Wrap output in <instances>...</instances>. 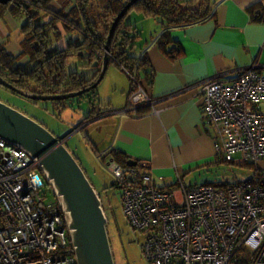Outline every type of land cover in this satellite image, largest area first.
I'll list each match as a JSON object with an SVG mask.
<instances>
[{"label": "built area", "instance_id": "built-area-1", "mask_svg": "<svg viewBox=\"0 0 264 264\" xmlns=\"http://www.w3.org/2000/svg\"><path fill=\"white\" fill-rule=\"evenodd\" d=\"M110 59L116 61L111 53ZM127 73L132 89L122 113L137 115L147 107L158 113V100ZM193 89L200 91L204 117L217 129V155L234 164L263 160L264 112L258 107L264 103V76L257 66L243 69L232 84L214 77ZM141 167L111 165L123 189V211L146 236L147 264H264L263 182L182 187L179 200L152 185ZM47 186L52 203L45 201ZM0 264H78L65 212L39 161L1 136Z\"/></svg>", "mask_w": 264, "mask_h": 264}, {"label": "crops", "instance_id": "crops-1", "mask_svg": "<svg viewBox=\"0 0 264 264\" xmlns=\"http://www.w3.org/2000/svg\"><path fill=\"white\" fill-rule=\"evenodd\" d=\"M69 1L74 4L76 0ZM210 1L214 3V17L212 15L202 23L169 29L171 41L166 48L174 52L172 57L160 49V38L166 30L160 18H156L162 24L157 37L148 41L146 47H135L132 52L139 59L148 58L150 67L147 69L153 73L152 83L141 70L138 73L134 69L133 76L148 95L158 100L155 105L158 113L152 107L141 109L137 115L122 113L129 103L132 81L129 71L110 63L107 72H111L113 65L117 79L114 91H121V103L115 105L109 100L106 105L101 103L93 107L88 99V111L85 113L78 107L81 112L78 111L73 120V124L78 125L74 132L105 123L109 138L101 158L115 152L128 162L137 161L138 166H143L140 170L151 176L152 185L174 192L179 200L183 198L182 187L220 185L217 181L210 182V178L201 184L195 180L200 181L204 173L209 175L211 167L225 164L217 155V129L204 117L200 91L189 90V87L214 77L227 85L232 84L243 69L253 65L264 76V22H254L249 10L256 4H261L264 9V0ZM0 19L5 23L0 24V45L17 58L23 51L22 25L17 24L9 11ZM135 32L132 33L140 35ZM68 38L69 35L58 43L61 49L67 48L65 41ZM104 108L109 111L104 112ZM258 110L264 112V103ZM93 114L100 115L85 120ZM80 122H84L81 127ZM88 141L90 146H95L92 137H88ZM110 159L108 157L107 162ZM114 164L120 166L115 161ZM257 167L264 171V159Z\"/></svg>", "mask_w": 264, "mask_h": 264}, {"label": "trees", "instance_id": "trees-1", "mask_svg": "<svg viewBox=\"0 0 264 264\" xmlns=\"http://www.w3.org/2000/svg\"><path fill=\"white\" fill-rule=\"evenodd\" d=\"M3 1L6 3L0 2V18L9 11L13 16L25 17L26 22L20 32L23 37L21 41L23 51L19 57L13 58L4 46L0 45V77L24 91L58 95L78 92L91 87L96 82L102 69L103 49L106 47L110 29L131 0H76L73 6L68 5L66 9L61 10L53 9L50 0ZM133 10L141 12L146 17L160 18L163 21L166 30L160 38V49L172 57L174 52L166 48L171 41L169 29L206 21L213 15L214 3L210 0H139L131 7V11ZM249 10L254 22H264V9L261 4H256ZM129 14L122 19L115 31L110 53L116 61L111 59L110 63L117 64L132 75L134 69L137 72L141 70L147 74L148 80L152 83L153 73L148 71L150 67L148 58L144 56L139 59L132 53L138 35L132 33L133 26L126 21ZM67 35H69L66 39L67 48L63 50L58 43ZM74 53L83 59L82 66L89 67L92 71L89 75L67 72L68 58ZM87 96L92 103H95L96 89L77 99ZM71 101L73 100H69V103ZM99 115L93 114L85 120ZM218 156L226 165H234L227 162L223 156ZM108 157L113 158L120 166H127L128 161L115 152L102 157V160L107 162ZM243 165L255 169L254 176L250 180L264 184V171L258 168L256 163L240 164ZM238 183L225 186L220 182V185H213L231 187ZM247 261H249L248 257Z\"/></svg>", "mask_w": 264, "mask_h": 264}, {"label": "rangeland", "instance_id": "rangeland-1", "mask_svg": "<svg viewBox=\"0 0 264 264\" xmlns=\"http://www.w3.org/2000/svg\"><path fill=\"white\" fill-rule=\"evenodd\" d=\"M50 3V6L56 10L66 9L68 5H74L69 0H50ZM14 20H16L19 26H23L26 22V18L22 16H14ZM127 20L134 24L133 32L136 30L140 34L136 38V47L138 48L140 46L146 47L148 41L150 42L152 38L157 37V31L162 29V24L155 17H146L136 10L130 12ZM0 24H5L3 19H0ZM135 34L137 33L135 32ZM64 37H62L61 41ZM65 43L67 45V41ZM84 54L88 55L86 52ZM82 64L83 59L74 53L72 57L68 58L66 70L68 73L79 72L81 75H89L92 71L89 70V67L82 66ZM113 68L114 66L111 65V72H107L103 81L95 88L97 96L95 103H92L88 96L69 99L73 100L70 103L69 100L60 101L62 104L55 101L33 102L19 94L11 92L1 85L0 101L42 123L57 137L64 138L68 136L65 143L66 147L78 160L87 178L101 198L108 221L107 231L115 264H147L142 251V245L145 242L146 236L134 230L129 223L122 207L123 189L117 187V178L114 172L107 165L108 162H104L101 158L104 153L103 147L109 138V134L105 132V123L91 126L86 130L74 132L77 131L78 127V125L73 124V120L77 117L78 111H80L78 107H81L82 111L86 113L88 106L90 108L89 100L93 107H98L101 103L106 105L109 100L114 101L115 105L121 103L119 102L121 100L119 95L121 91H114L117 79L113 74ZM106 110V108L103 109L104 112ZM80 123L79 126L81 127L82 125ZM96 129L100 130L98 131ZM88 137H92V140L96 143L94 147L89 145ZM238 158L239 156H236V159ZM211 168L212 170L209 175L204 173L201 175L202 179L200 181L196 179L195 182L200 184L205 183L204 181L210 178V182H222L224 183L222 185L229 186L228 184L248 181L252 179L255 173L253 167H249L248 165L240 166V164H218ZM45 193V201L52 203L54 195L48 186L45 188Z\"/></svg>", "mask_w": 264, "mask_h": 264}, {"label": "water", "instance_id": "water-1", "mask_svg": "<svg viewBox=\"0 0 264 264\" xmlns=\"http://www.w3.org/2000/svg\"><path fill=\"white\" fill-rule=\"evenodd\" d=\"M139 0H131L114 21L105 47L99 78L91 87L78 92L43 95L24 91L0 77V85L33 102L65 101L95 89L104 79L110 64V52L115 31L122 19ZM2 3H6L0 0ZM0 136L9 143L22 147L39 161L40 169L65 212L78 264H115L107 231V218L102 201L75 156L65 143L68 136L57 137L45 125L0 101ZM114 159L107 163L111 166ZM137 161L129 160V166Z\"/></svg>", "mask_w": 264, "mask_h": 264}, {"label": "clouds", "instance_id": "clouds-1", "mask_svg": "<svg viewBox=\"0 0 264 264\" xmlns=\"http://www.w3.org/2000/svg\"><path fill=\"white\" fill-rule=\"evenodd\" d=\"M113 164V163H112Z\"/></svg>", "mask_w": 264, "mask_h": 264}]
</instances>
